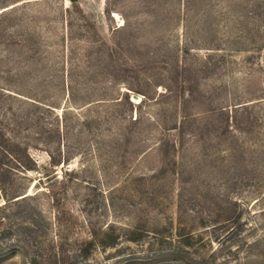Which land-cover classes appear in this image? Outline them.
<instances>
[{"label":"rangeland","instance_id":"rangeland-1","mask_svg":"<svg viewBox=\"0 0 264 264\" xmlns=\"http://www.w3.org/2000/svg\"><path fill=\"white\" fill-rule=\"evenodd\" d=\"M209 55L192 78L236 115L228 134L152 125L178 105L170 68ZM0 120L36 164L2 214L0 264H264V0H0ZM234 203L240 221L223 224ZM93 232L117 241L82 259Z\"/></svg>","mask_w":264,"mask_h":264},{"label":"trees","instance_id":"trees-1","mask_svg":"<svg viewBox=\"0 0 264 264\" xmlns=\"http://www.w3.org/2000/svg\"><path fill=\"white\" fill-rule=\"evenodd\" d=\"M74 1V0H72ZM213 55L207 57V61L204 64H199L196 66H180L179 63L176 64L174 68H170L171 77H169V86L166 87V91L169 92V96L173 92L172 85H176L179 88L180 93L176 95L178 105H174V108L171 110V115L169 118H157L152 125L157 124L163 129V131H173L177 139L181 140L184 138L187 128L190 125H193L197 122H205L207 125H212L215 131H219L220 135H227L230 131V127L236 122V115L230 114L222 106H213L214 98L210 95L204 94L199 89V84L194 82L192 76V70L196 68V71L199 73H208L210 72L217 63L212 64ZM224 58V57H221ZM171 83V84H170ZM162 85V84H160ZM166 85V84H165ZM137 93L142 92L139 90ZM166 94V93H165ZM163 94L162 96L166 97L167 95ZM125 102L129 104L130 110L132 111L135 105L130 100V95L126 94ZM143 102V101H142ZM140 103V105L142 104ZM208 103L210 105L207 112L203 110L193 111L194 108L199 107L203 103ZM144 119L142 115H138L135 118L130 116L129 124L123 128L121 131L125 137H134L137 132L140 135L142 133L141 127L143 125ZM7 124H4L0 120V199H4L5 203L0 205V225L4 224V218L2 214L8 208L9 204L12 202H17L16 198L26 195V187L19 181L18 176L19 171L21 170H34L36 167L35 162L32 160L29 154V146L27 144L21 143L12 136H9L7 133ZM137 128H140L138 131ZM171 161L175 166L178 165V162L175 158V155L165 154L164 161L165 163ZM55 165L58 163L54 162ZM174 166V174L179 176L183 175L184 171L177 170ZM23 197L22 199H25ZM58 201V198H55ZM233 207H228L225 212L227 213V218H225L223 224H235L240 221V218L237 214L236 206L234 203ZM216 223V222H215ZM229 226V225H227ZM92 238L86 242L84 248L81 250L80 257L86 259L89 257L91 250L96 247L98 243L103 246H113L117 238L114 236H109L107 238H99L97 232H93ZM144 237L143 231H134L133 236L129 239L133 242L141 241ZM183 237V245L185 247H194L197 244V239L192 234H188ZM183 251L181 246H176L174 249L167 252V258H170L174 261H179L180 254ZM61 254L55 253L53 256L49 257L46 260L45 264H66L64 259H61ZM70 258V257H68ZM206 264H220L215 258V254H211L210 258L205 261ZM71 264H75L71 259Z\"/></svg>","mask_w":264,"mask_h":264},{"label":"water","instance_id":"water-1","mask_svg":"<svg viewBox=\"0 0 264 264\" xmlns=\"http://www.w3.org/2000/svg\"><path fill=\"white\" fill-rule=\"evenodd\" d=\"M133 98H134L135 100H138V99H139V97H138L137 95H134Z\"/></svg>","mask_w":264,"mask_h":264}]
</instances>
